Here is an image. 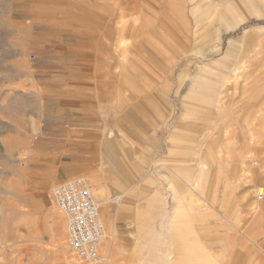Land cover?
I'll return each mask as SVG.
<instances>
[{
    "label": "rangeland",
    "instance_id": "obj_1",
    "mask_svg": "<svg viewBox=\"0 0 264 264\" xmlns=\"http://www.w3.org/2000/svg\"><path fill=\"white\" fill-rule=\"evenodd\" d=\"M138 2L174 36L178 67L169 100L191 99L198 108L180 109L169 122L175 140L156 150L136 187L122 190L101 162L93 174L74 177L91 185L107 264H264V201L255 196L264 187V21L245 22L248 0ZM128 5L0 0V264L71 258L66 219L52 195L63 182L47 155V99L38 85L47 87L48 70L57 68L50 54L62 37L69 41L67 31L76 33L75 42L92 43L93 68L103 60L113 21L125 47L133 21ZM224 19L231 28L221 36ZM205 37L222 49L203 55L208 43H196ZM247 187L255 198L250 210L235 203Z\"/></svg>",
    "mask_w": 264,
    "mask_h": 264
},
{
    "label": "crops",
    "instance_id": "obj_2",
    "mask_svg": "<svg viewBox=\"0 0 264 264\" xmlns=\"http://www.w3.org/2000/svg\"><path fill=\"white\" fill-rule=\"evenodd\" d=\"M123 2L130 4L129 17H133L125 47H119V23L113 21L110 38H103V60L93 68L92 43L75 42L72 37L76 33L67 31L69 41L62 37L60 44H64L50 54L57 68L48 70L47 87L38 85L47 99V155L57 168L59 182L93 174L101 162L115 185L122 190L136 187L156 150L162 151L165 142L175 140L168 132L169 122L177 118L180 109L187 114L197 111L190 98L169 100L178 67L176 50L168 43L173 35L166 36L169 28L164 29L155 16L141 9L138 0ZM247 6L245 22L264 21V0H248ZM220 24L223 36L231 22L224 19ZM187 34L182 32L181 38L189 42ZM85 39L92 40L90 36ZM177 40L176 35L173 42ZM205 42L208 47L203 55L222 49L219 44L212 46L208 37L196 44ZM235 200L238 207L250 210L255 206L253 189L247 187Z\"/></svg>",
    "mask_w": 264,
    "mask_h": 264
},
{
    "label": "built area",
    "instance_id": "obj_3",
    "mask_svg": "<svg viewBox=\"0 0 264 264\" xmlns=\"http://www.w3.org/2000/svg\"><path fill=\"white\" fill-rule=\"evenodd\" d=\"M52 195L66 219L71 255L66 264H107L103 254L107 237L89 181L83 177L65 181ZM255 196L264 201V187H258Z\"/></svg>",
    "mask_w": 264,
    "mask_h": 264
},
{
    "label": "bare ground",
    "instance_id": "obj_4",
    "mask_svg": "<svg viewBox=\"0 0 264 264\" xmlns=\"http://www.w3.org/2000/svg\"><path fill=\"white\" fill-rule=\"evenodd\" d=\"M239 3V2H238ZM108 4H109V2H108ZM111 5V4H110ZM199 6V5H198ZM229 10H231V9H229ZM126 11V10H125ZM91 12V11H90ZM88 13V12H87ZM125 13V12H124ZM239 13V12H238ZM246 13V12H245ZM93 14V13H92ZM225 14V13H224ZM234 14V13H233ZM89 16H91L90 14H89ZM88 16V17H89ZM218 16V15H217ZM211 17V16H210ZM209 17V18H210ZM236 17V16H235ZM91 18V17H90ZM111 18V17H110ZM208 18V19H209ZM241 18V17H240ZM88 19V18H87ZM212 19V18H211ZM228 19H230L229 17H228ZM242 19V18H241ZM89 20V19H88ZM243 20V19H242ZM206 21V20H205ZM221 21V20H220ZM239 21V20H238ZM179 22V21H178ZM130 23V22H129ZM169 23V22H168ZM205 23V22H204ZM219 23H221V22H219ZM228 23V22H227ZM239 23V22H238ZM193 24V23H192ZM203 24V23H202ZM240 24V23H239ZM223 25V24H222ZM30 26V25H29ZM162 26V25H161ZM199 26V25H198ZM174 27V26H173ZM176 27V26H175ZM208 27V26H207ZM32 29V28H31ZM164 29H165V26H164ZM175 29V28H174ZM158 30V29H157ZM156 30V31H157ZM160 31V30H159ZM197 32V31H196ZM220 32V31H219ZM178 34V33H177ZM223 35V34H222ZM180 36V35H179ZM174 37V36H173ZM180 37H182V36H180ZM176 38V37H175ZM206 38V37H205ZM166 39V38H165ZM167 39H168V37H167ZM182 39V38H181ZM182 40H184V39H182ZM157 41V40H156ZM167 41V40H166ZM178 41V40H177ZM186 41V40H185ZM170 42H171V40H170ZM170 42H168V43H170ZM206 43V42H205ZM160 44V43H159ZM180 44H181V42H180ZM204 44V43H203ZM207 44V43H206ZM200 45H202V44H200ZM176 47V46H175ZM196 50H197V47H196ZM220 50V49H219ZM209 53V52H208ZM212 53V52H211ZM220 53V52H219ZM210 54V53H209ZM208 54V55H209ZM217 55V54H216ZM243 66H244V64H242ZM242 70V69H241ZM238 73V72H237ZM239 75V74H238ZM200 86V85H199ZM215 90V89H214ZM221 93V92H220ZM219 95V94H218ZM222 95V94H221ZM84 178V177H83ZM103 207V206H102ZM103 210V209H102ZM103 212V211H102ZM107 216V215H106ZM108 235V234H107ZM114 234H112V236H113ZM110 235H108V237H109ZM112 241V240H111Z\"/></svg>",
    "mask_w": 264,
    "mask_h": 264
}]
</instances>
